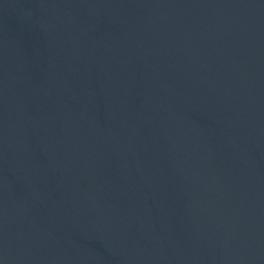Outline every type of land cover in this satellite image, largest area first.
Returning a JSON list of instances; mask_svg holds the SVG:
<instances>
[{
  "label": "water",
  "instance_id": "obj_1",
  "mask_svg": "<svg viewBox=\"0 0 264 264\" xmlns=\"http://www.w3.org/2000/svg\"><path fill=\"white\" fill-rule=\"evenodd\" d=\"M0 264H264V0H0Z\"/></svg>",
  "mask_w": 264,
  "mask_h": 264
}]
</instances>
